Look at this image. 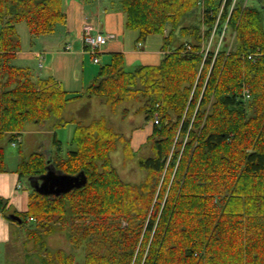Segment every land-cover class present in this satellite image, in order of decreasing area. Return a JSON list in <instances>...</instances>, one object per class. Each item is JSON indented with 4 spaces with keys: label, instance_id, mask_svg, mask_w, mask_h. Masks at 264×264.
I'll return each instance as SVG.
<instances>
[{
    "label": "trees",
    "instance_id": "trees-1",
    "mask_svg": "<svg viewBox=\"0 0 264 264\" xmlns=\"http://www.w3.org/2000/svg\"><path fill=\"white\" fill-rule=\"evenodd\" d=\"M231 1H224L225 13ZM240 1L230 13V23L235 25L241 12L238 48L228 54L225 50L212 51L203 57L198 42L189 41L188 46L181 42L172 51L167 47L176 35H189L182 22L196 9L208 24L213 23L220 0H120L125 25L137 31L138 40L149 34L162 35V58L157 64L127 68L124 54L114 52L109 61L100 64L84 92L104 97L115 108L132 88L140 87L136 92L147 97L141 111L146 120L153 121L147 137L153 154L139 157L138 165L156 180L166 169L169 143L176 129L194 138L196 131L192 128H199L204 121L203 127L208 129L201 132L204 149L197 148L198 143L191 170L177 173L179 180L171 184L156 220L152 213L148 217L143 214L138 202L142 194L137 187L124 183L111 164L110 154L121 137L125 158L136 156L129 141L108 126L104 118H95L89 124H76L74 148L61 156L55 128L65 122L62 113L67 103L81 93L68 92L55 77L35 75L29 67L12 62L21 48L17 24L23 22L31 37L53 33L65 21L63 0H0V139L12 142L27 123L53 119L48 130L49 162L62 172L76 174L83 170L87 176L84 185L59 195L40 194L31 188L27 209L13 212L22 218L21 222L30 216L39 221L61 219L68 212L101 215L112 208L129 220L135 217L136 227H144L146 233L156 232L161 222L160 236L150 243L143 264H264V0H248L243 9ZM208 105L210 110L203 119ZM171 113L177 122L167 127L165 120L171 119ZM238 134L249 140L248 146L240 152L234 150L237 156L231 167L225 155L216 154L225 143H233ZM193 138L182 158V169L190 156ZM47 158L43 152H32L21 160L19 177L44 172ZM175 158L176 154L172 155ZM3 170L0 146V172ZM162 186L166 187V180ZM7 204V199L0 196V213L6 217ZM142 204H151L147 195ZM85 229L86 226L81 230ZM138 237L135 233L129 240L128 256L133 255ZM146 241L144 236L139 242L140 250ZM140 262V251L133 263L131 259H107L93 249L85 258V264ZM42 264H71V260L55 250L43 258Z\"/></svg>",
    "mask_w": 264,
    "mask_h": 264
},
{
    "label": "rangeland",
    "instance_id": "rangeland-1",
    "mask_svg": "<svg viewBox=\"0 0 264 264\" xmlns=\"http://www.w3.org/2000/svg\"><path fill=\"white\" fill-rule=\"evenodd\" d=\"M98 1L99 0H86V4L88 5L87 12L91 16V19L96 17L94 16L95 14L92 15L91 12L93 7L96 6L95 2ZM224 1L225 0H220L221 3L213 23L208 24V21L204 20L199 14L198 9L189 14L182 22L188 28L187 35H189L182 37L179 34V36L176 35L177 37H174V39H170L172 41L170 43V47H167V51H172L173 48L178 46L181 42H185V45L188 46L190 45L189 41L192 43H200L203 57L212 52V50L215 52L218 50H225L226 54H228L231 50H236L239 46L237 26L241 18V12L239 13V17L235 25L230 23V13L232 9L237 6L239 0H232L226 13L224 11ZM102 2H104L107 7L113 4L114 9H122L120 0H102ZM240 2L241 9H243V7L247 5L248 0H241ZM89 22L96 26L97 23H99L95 19L92 20V22ZM60 26L61 24L57 25L52 35L48 34L41 37H33V39H31L33 43L27 35H22L21 37L19 36L21 39L20 41H22V49L33 50L43 47L41 43H38L39 38H48L49 36L50 39L52 36H59L62 34ZM127 32L133 33L135 31L130 30ZM60 36L57 37V40L54 39L48 43H44V47L47 50H49L50 47L55 49L60 45L63 47L64 41H68L70 37H66L64 35L60 38ZM147 37L153 39V42L155 43L153 44L151 42L150 47H154V45H156V50L159 51L162 45V35L152 34ZM143 41L145 43V40ZM143 48L146 49V45H143ZM42 52L44 59L43 57L41 59L38 57H29V59L26 58L24 60L13 58L12 62L20 66H28L36 75L44 76L47 69V56H45L46 53L44 51ZM40 60L42 61V66H39ZM87 60L91 63L93 62L91 56L87 57ZM99 65L100 64L96 63V68H98ZM201 67L202 65L200 64L199 70H201ZM196 80L197 78L194 82H196ZM137 88L140 87L135 86L132 88L131 94H128V96L123 101H120L115 108L111 107V109H115L114 112L110 111L111 105L109 103H107L108 105H103L101 103H98L99 105L97 106L94 105L95 100H97L96 98L88 101V98L84 97L67 103L62 113V117L65 122L62 125L57 126L55 131L56 137L61 141L60 154L64 157L66 156L68 150L74 148L72 144V136L77 123L89 124L93 118L95 119V117L100 115L108 117L109 120L105 118L106 124L109 123L110 127H112L114 131L119 132V134H122L123 137L125 136L124 138L129 139L132 151L136 154L134 157L130 156L125 158L126 155L122 151L125 143L121 137L120 140L116 141L115 148L117 150H113L110 154L111 164L117 170L120 179L124 183H127L132 187H137L138 193L142 194L138 202L139 206L142 207L143 214L146 213L148 217L152 213L153 215H156V220H158L166 196L170 192L171 184L175 180H179L177 173L185 174L187 171L189 172V170H191L190 163L193 159L192 154L194 150H196V145L202 142L201 132L204 130V134L208 131V129L203 127L204 121H202L199 128H192V130L196 131L193 138L188 132L185 134L179 133V128L176 127L177 129L175 134L171 138V143H169V154L165 167L166 169H164L159 180H156V178H149L150 176L147 174V171L138 165L139 157L150 156L153 154V151L151 150V141H148V139L145 138L146 134L149 132L148 129L150 122L145 119V113L141 111L147 102V97H143L140 92H136V90H138ZM244 92L247 94V90L244 89ZM99 98L105 100L102 96H99ZM126 110L129 113L126 114V116H122V111L124 114V111ZM208 110H210L209 105L206 107V112ZM208 112L204 114L203 119L206 118ZM175 118V114L171 113V119L165 120V122L168 121L167 127H172L176 124L177 119ZM52 122L53 119H49L41 124L35 122L27 123L21 135L17 136L19 140L16 145H12L11 141L6 138L0 139V146L3 147L4 174L7 176L13 175L18 167V163L34 151L47 154L48 148H50L48 130ZM239 137L240 141L238 140ZM192 138V153L189 151L190 156L189 158L186 157L187 164L184 165V168L182 169L180 167L181 163H183L182 158L186 150H189V143ZM247 140L244 138V135H235L234 142L230 144L225 143V145L219 148L216 156L220 157L221 155H225V159L229 163L228 165L233 167L232 163H234V161L232 162V159L237 156L234 150L236 149L240 152L242 148L247 147L249 141ZM201 146L202 144H200L197 148L204 149V147ZM139 147H141L140 151ZM174 154H176V158L173 160L172 155ZM234 154L235 156H233ZM172 160L174 163H170ZM171 164L173 165L172 168ZM214 165L222 166V163L215 162ZM27 178L28 176L22 178L20 177V181L18 183L22 182V184H25L26 187L24 189L27 190L29 194L32 190L29 186ZM15 180H17V178ZM165 180L166 187H163L162 185ZM146 195L151 201V204L144 207L142 201ZM7 207L8 212H16L15 210L9 208L8 205ZM91 221L92 224H90ZM99 221L100 224L97 225ZM131 221L132 223L130 224ZM133 221H135V217L129 220L126 215H123V212H115L112 208L103 212L101 215L68 212L67 214H63L61 219L40 221L36 219H32L30 221L24 220L19 223V226L15 224V229L11 230L13 237L11 239L12 242H9L6 247L4 245L0 248V264H42L43 258L47 257L49 253L54 252L55 250L62 251L63 255L66 257L69 256L71 264H85L86 254L90 249H93L95 252H99L107 259H116L117 257L122 258L123 260L131 259L132 263L136 260L140 251V264H143L144 258L149 250L150 243L153 241L154 237L160 236L159 232L161 230H159V228L161 222L158 221L156 232L151 231L150 233H146L144 231V227H136V222L134 223ZM37 225H41V227L36 228ZM84 226H86L87 229L82 231L81 229L84 228ZM50 228L51 231H46V229ZM135 233L139 235L138 241L136 242L137 244L135 243L136 245L133 250V255L128 256V242L133 239ZM144 236L147 241L144 249L140 250L139 242ZM118 244L119 246H117Z\"/></svg>",
    "mask_w": 264,
    "mask_h": 264
},
{
    "label": "crops",
    "instance_id": "crops-1",
    "mask_svg": "<svg viewBox=\"0 0 264 264\" xmlns=\"http://www.w3.org/2000/svg\"><path fill=\"white\" fill-rule=\"evenodd\" d=\"M95 3L96 6L93 7L91 13L92 15L95 14L94 16L96 17L94 19L100 23V24L97 23V26L89 22V21L92 22V20L94 19H91V16L87 12L88 5L86 4V0L83 1L63 0V4H62L63 11L65 12L66 17H65V21L61 23L60 27L62 30V34H60L61 36L60 35L59 36L60 38L64 35L66 37L69 36L70 39H68V41H64L63 47H61L62 45L57 46L55 49H53V47H50L49 50H47L44 47L45 46L44 43H48L49 41H52L54 39L57 40V37L59 36L57 35L52 36V38L50 39L49 36L48 38H39L38 43H41L43 47L33 50L32 49L23 50L22 41H20L21 48L18 51L15 58H17L18 60H24L26 58L29 59V57L40 58V54L43 55L42 51H44L46 53L45 56H47V65H46L47 69L44 76L51 75L55 77L61 83L63 89H65L68 92L81 93V96L75 98L76 100L85 97L88 98V101H91L93 98H96L97 100H95L94 105L97 106L100 103L103 105H108V104L104 100L99 98V96L87 95L84 93L86 88L92 83L98 72L99 67L96 68L95 66L96 63L101 64L105 61H109L110 55L112 53L121 52L124 54L125 65L127 68L135 67L139 64H157L162 58L163 51L161 49L162 45L159 51L156 50L157 49L156 45H154V47H150L151 42L153 44L155 43L153 42V39L148 38L147 36L152 34L147 35L144 39H139V40L137 39L138 37L137 31L126 27L125 13L122 9H114L113 4L107 7L104 4V2H102V0H99L98 2ZM84 22H87L93 25L94 27L96 26L95 28L97 30L102 31L103 33L105 31V33L108 35L107 43L104 44L101 47V50L98 52V56H99L98 62H95L93 60V55L89 53L85 48V46L83 45L82 36H81V27ZM17 25L18 26H16V28H17V32H19L18 33L19 36L21 37L22 35L23 36L27 35V37H30V41H32L31 39H33V37H31V34L29 33L25 24L19 23ZM130 30H133L135 32L133 33L127 32ZM41 36H35V37H41ZM143 40H145V43ZM162 43H163V37H162ZM143 45H146V49L143 48ZM89 55L91 56V59L93 61L92 63L89 60H87V57H90ZM39 66H42V61H41V65L39 63ZM110 111L114 112L115 109H111ZM128 113L129 112L126 110V114ZM126 114H123L122 111V116L123 115L126 116ZM99 117H103L104 119L107 118L109 120V118L104 115H100L95 118H99ZM148 121L150 122V126L148 129L149 132L146 134L145 138L148 137V135L152 132V128H153L152 122L150 120ZM107 124L108 126H110L109 123ZM125 139L126 141H129V139L127 138ZM140 149L141 147H139V151ZM20 162L18 163V166ZM3 171L0 172V196L7 199L8 202L7 205L12 210H15L16 212H24L27 209L28 191L24 189L26 185L22 184V182H21V187L19 188L17 187V183L20 181V177L18 174V167L16 171L13 173V175L7 176L6 174H4ZM16 178L17 180H15ZM19 223L20 222H16L8 219L4 214L0 213V248L4 245L6 247L7 244H9V242H12L11 239L13 237L11 230L15 229L14 228L15 224L19 226Z\"/></svg>",
    "mask_w": 264,
    "mask_h": 264
},
{
    "label": "water",
    "instance_id": "water-1",
    "mask_svg": "<svg viewBox=\"0 0 264 264\" xmlns=\"http://www.w3.org/2000/svg\"><path fill=\"white\" fill-rule=\"evenodd\" d=\"M50 154L51 149L48 148L45 171L36 176H28L27 178L29 186L36 192L40 194L59 195L71 189L78 188L87 182V176L83 170L76 174H69L56 169L55 166L49 162L51 159ZM7 218L17 222L22 221V218L13 212H9Z\"/></svg>",
    "mask_w": 264,
    "mask_h": 264
},
{
    "label": "built area",
    "instance_id": "built-area-1",
    "mask_svg": "<svg viewBox=\"0 0 264 264\" xmlns=\"http://www.w3.org/2000/svg\"><path fill=\"white\" fill-rule=\"evenodd\" d=\"M81 36H82V42L83 45L85 46V48L87 49V51L89 53H91L93 55V60L95 62L98 61V52L101 48L102 45H104L107 40H108V35L101 32L100 30H97L93 25L84 22L82 24L81 27ZM68 48V46H67ZM214 51V50H212ZM214 53H216L214 51ZM43 56L40 54V59ZM41 65V62H39ZM157 122V120H155ZM19 138H17L16 140L12 141V145H16L18 142ZM17 187H21V182L17 183ZM33 217H28L27 220L30 221L32 220Z\"/></svg>",
    "mask_w": 264,
    "mask_h": 264
},
{
    "label": "bare ground",
    "instance_id": "bare-ground-1",
    "mask_svg": "<svg viewBox=\"0 0 264 264\" xmlns=\"http://www.w3.org/2000/svg\"><path fill=\"white\" fill-rule=\"evenodd\" d=\"M106 43H107V42H106ZM106 43H105V44H106ZM102 46H103V45H102ZM102 46H101V47H102ZM100 50H101V48H100ZM100 50H99V51H100ZM97 62H98V61H97Z\"/></svg>",
    "mask_w": 264,
    "mask_h": 264
}]
</instances>
